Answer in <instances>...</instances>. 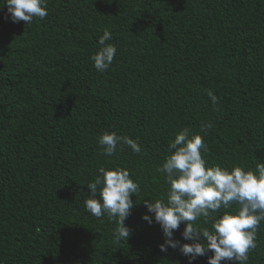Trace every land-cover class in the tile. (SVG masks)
<instances>
[{
  "label": "trees",
  "instance_id": "16d2710c",
  "mask_svg": "<svg viewBox=\"0 0 264 264\" xmlns=\"http://www.w3.org/2000/svg\"><path fill=\"white\" fill-rule=\"evenodd\" d=\"M105 30L117 54L101 73L91 56ZM186 127L210 166L264 163V0H48L31 24L10 22L0 0V264H187L141 218L145 200L167 196L157 169ZM105 132L141 153L102 154ZM102 167L139 183L127 240L86 210ZM256 244L247 264H264V222Z\"/></svg>",
  "mask_w": 264,
  "mask_h": 264
},
{
  "label": "clouds",
  "instance_id": "9594fccd",
  "mask_svg": "<svg viewBox=\"0 0 264 264\" xmlns=\"http://www.w3.org/2000/svg\"><path fill=\"white\" fill-rule=\"evenodd\" d=\"M8 19L12 23L21 21L31 24L34 19L48 15V0H4ZM113 39L105 30L98 40L99 48L91 56L94 68L105 72L117 54ZM207 95L213 105L218 98L211 91ZM211 123L203 124L201 132L207 134ZM102 154L113 156L118 146H128L137 154L142 148L138 140L120 136L116 132H105L98 138ZM207 145L201 134L184 128L175 134L168 144L164 163L157 170L164 174L170 185L166 198L155 202L145 200L147 212L142 220L149 225L159 224L163 243L161 252L171 248L186 257L187 264H195L200 257L207 256V264L232 261L247 264L249 252L257 247V232L264 222V163H258L255 171L236 166L230 170L221 165H208L202 153ZM99 175L88 183L89 198L86 210L96 218L107 215L117 223L114 236L117 241L127 240L131 234L125 220L134 208L132 195L140 192L138 182L130 178L125 168L99 169ZM233 206H236L235 208ZM211 223L202 227L199 221ZM184 224L182 239L174 233ZM182 241H187L182 242ZM211 252L212 255H208Z\"/></svg>",
  "mask_w": 264,
  "mask_h": 264
}]
</instances>
